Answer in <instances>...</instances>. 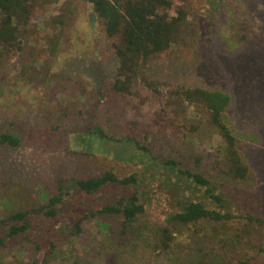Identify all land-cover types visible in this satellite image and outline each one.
Returning a JSON list of instances; mask_svg holds the SVG:
<instances>
[{
	"label": "rangeland",
	"instance_id": "374dc122",
	"mask_svg": "<svg viewBox=\"0 0 264 264\" xmlns=\"http://www.w3.org/2000/svg\"><path fill=\"white\" fill-rule=\"evenodd\" d=\"M73 6L72 27L61 38L56 54L41 52L36 58V73L35 68L21 73L20 57L27 52L0 53V125L13 122L12 128L25 139L17 149L0 146V201L12 196L15 201L32 204L43 200L41 192H51L60 181L89 178L111 168L127 175L143 167L132 158L135 150L128 143L99 140L101 151L108 153L105 156L96 151V141L86 145L81 131L94 125L114 140L132 137L154 157L174 160L180 169L199 172L212 184L222 183L226 193H214L222 195L223 205L237 208L239 215L225 224L200 221L194 229L176 235L170 252L160 254L151 252L148 231L119 245L122 241L116 232L110 233L93 220L84 226L80 239L65 243L45 264H68L73 258L78 264H234V255H252L264 249V225L248 223L243 217L252 214L264 218V0H189V18L197 29L193 44L177 47L144 70L160 84L161 91L183 86L229 94L225 121L239 138L241 155L249 166L244 181H233L213 165L220 140L203 115L188 105L183 111L187 124L194 125L196 131L180 143L157 138L148 106L140 104L138 111L133 107L141 93L126 98L123 110L115 117L118 111L110 109L105 99L115 79L116 56L89 5L75 0ZM40 14L51 19L57 7L51 5ZM242 20L251 24L254 40H241ZM42 29V24H37V30ZM39 34L29 39L28 49L47 48L46 37ZM39 72L42 79L35 78ZM159 172L151 190L156 204L141 218L148 228L162 223L170 209L173 193L168 194L165 178L177 181V175L168 176L162 169ZM195 189L198 197L199 189ZM210 203L209 207L214 201ZM106 221H111L116 231L118 218L107 217ZM224 239L233 242V252L223 247ZM8 254H2L1 264H29L28 256L17 254L8 259Z\"/></svg>",
	"mask_w": 264,
	"mask_h": 264
},
{
	"label": "trees",
	"instance_id": "16d2710c",
	"mask_svg": "<svg viewBox=\"0 0 264 264\" xmlns=\"http://www.w3.org/2000/svg\"><path fill=\"white\" fill-rule=\"evenodd\" d=\"M74 1L0 0V53L27 52L22 59L20 57L21 73L34 68L36 73V58L41 56V52L56 54L61 38L72 27L75 20ZM84 1L101 24L116 56L115 79L109 87L108 97L101 96L107 98L105 101L110 109L118 111L115 117L123 110L126 98L141 93L133 107L138 111L140 104L148 106L157 138L180 143L196 131L194 125L187 124L183 106L188 105L203 115L206 125L220 140L213 165L221 168L222 175L233 181L246 180L249 166L241 155L240 140L225 121L231 102L229 94L221 90L183 86H168L161 91L160 84L144 73L151 61L169 56L177 47L186 48L193 44L197 29L189 18V0H179L177 5L175 0ZM51 5L57 7V14L48 20L40 17L43 16L40 13L47 11ZM39 23L42 24V31L37 30ZM45 31L47 33H43ZM37 33L46 37V49H28L29 39ZM39 36L42 38L41 34ZM239 36L244 42L255 39L254 30L247 20L240 22ZM36 77L42 79L43 74L39 72ZM13 126V122L0 125V146L17 149L25 143ZM81 134L86 145L96 141V151L104 156L108 153L103 149L101 151L99 140L130 144L135 150L132 158L143 167L127 175H119L116 169L111 168L89 178L60 181L51 192H41L43 200L32 204L26 200L15 201L12 196L0 201V264L2 254L8 252L9 257L5 256L8 259L23 254L30 258L29 264H45L65 243L80 239L84 226L93 220L106 226L110 233L116 232V237L122 241L119 245L130 242L135 236L139 239L140 234L148 231L152 236L149 243L151 252L160 254L170 252L176 244V235L183 230L194 229L200 221L225 224L239 215H236L239 210L234 209L232 204L221 203V194L227 190L222 183L212 184L199 172L180 169L174 160L154 157L148 147L138 144L132 137L114 140L94 125L88 126ZM144 139L150 140L147 136ZM158 169L169 173L168 176L177 175V181L165 178L163 183L168 194L173 193L169 200L170 209L166 211L162 223L148 228L141 218L156 204L152 185L156 175L160 174ZM195 187L199 189L198 197ZM216 191L221 194L217 195ZM209 201H214L211 207ZM107 217L118 218L116 231L111 226L112 222L106 221ZM243 217L248 223L264 225L262 217L252 214ZM249 239L247 242H250ZM232 243L224 239L222 244L232 251ZM232 260L234 264H264V249L259 248L252 255L236 254ZM68 264H78V260L73 258Z\"/></svg>",
	"mask_w": 264,
	"mask_h": 264
},
{
	"label": "water",
	"instance_id": "95a60500",
	"mask_svg": "<svg viewBox=\"0 0 264 264\" xmlns=\"http://www.w3.org/2000/svg\"><path fill=\"white\" fill-rule=\"evenodd\" d=\"M92 14H94L92 11H91Z\"/></svg>",
	"mask_w": 264,
	"mask_h": 264
}]
</instances>
